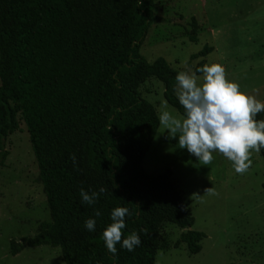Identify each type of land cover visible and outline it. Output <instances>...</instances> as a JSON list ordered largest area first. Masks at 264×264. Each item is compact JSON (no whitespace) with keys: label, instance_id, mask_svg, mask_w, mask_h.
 <instances>
[{"label":"trees","instance_id":"obj_1","mask_svg":"<svg viewBox=\"0 0 264 264\" xmlns=\"http://www.w3.org/2000/svg\"><path fill=\"white\" fill-rule=\"evenodd\" d=\"M154 12L155 0H0V169L7 138L23 122L50 218L33 236L10 240V255L48 246L60 250L64 264H155L164 223L185 230L175 247L201 251L205 235L190 230L194 218L171 169L150 174L142 165L160 122L139 87L157 79L166 102L184 116L178 71L140 53ZM190 25L196 42L194 18ZM211 51L205 45L192 58ZM255 119L264 120V112ZM259 153L264 158V148ZM102 187L94 204L83 202L81 189ZM116 207L131 212L123 238L136 232L141 243L133 251L118 243L114 255L103 231ZM90 218L94 231L85 227Z\"/></svg>","mask_w":264,"mask_h":264},{"label":"rangeland","instance_id":"obj_2","mask_svg":"<svg viewBox=\"0 0 264 264\" xmlns=\"http://www.w3.org/2000/svg\"><path fill=\"white\" fill-rule=\"evenodd\" d=\"M192 18L197 23L196 42L189 39ZM205 45L212 51L192 58ZM140 53L150 62L164 58L178 73L195 72L198 84L204 74L197 69L219 63L228 81L264 102V0H155L154 19ZM177 90L178 85V98ZM139 91L158 117L168 111L183 118L166 102L157 79L149 78ZM5 148L9 154L0 169V264H64L60 250L48 246L10 255V240L33 236L38 224L50 218L23 122L7 138ZM213 157L211 164L203 165L186 148H179L178 136L170 138L159 125L143 168L150 174L171 169L186 212L194 218L190 230L205 237L201 251L190 255L184 244L175 247L185 230L164 223L155 264H264V158L253 150L250 169L238 174L221 153L213 152ZM210 187L218 195L204 191Z\"/></svg>","mask_w":264,"mask_h":264},{"label":"clouds","instance_id":"obj_3","mask_svg":"<svg viewBox=\"0 0 264 264\" xmlns=\"http://www.w3.org/2000/svg\"><path fill=\"white\" fill-rule=\"evenodd\" d=\"M203 73V82L195 72L181 71L176 76L177 96L184 109L183 118H177L168 111L159 115L160 124L169 132L170 138L178 136V146L195 156L207 166L212 163L213 152H219L234 164L235 172L246 173L251 165L252 151L264 148V120H257V114L264 112V102L240 90L239 84L226 79V69L219 63L204 65L197 69ZM167 108V104L164 105ZM73 160L75 157L73 156ZM100 192L81 189L83 202L94 204ZM209 195H218L210 187L204 190ZM100 216L99 211L95 212ZM131 215L127 207H116L111 212L112 223L103 231V239L109 253L116 254V245L133 251L141 243L136 232L123 238L125 217ZM96 221L88 219L85 227L95 230ZM147 234V229L142 230Z\"/></svg>","mask_w":264,"mask_h":264}]
</instances>
